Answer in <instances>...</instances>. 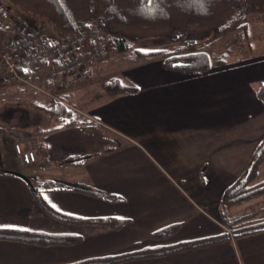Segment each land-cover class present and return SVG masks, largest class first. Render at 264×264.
<instances>
[{
	"label": "crops",
	"instance_id": "crops-1",
	"mask_svg": "<svg viewBox=\"0 0 264 264\" xmlns=\"http://www.w3.org/2000/svg\"><path fill=\"white\" fill-rule=\"evenodd\" d=\"M120 74L136 91H104L89 111H80L83 120L36 126L31 140L17 133L0 139V228L81 238L48 246L0 238V264H69L224 232L230 238L223 242L117 264H264V230L232 236L233 228L250 220L221 202L264 136V99L256 93L264 84V50L213 63L205 73L169 69L156 56L132 59ZM14 140L29 141L37 160L6 158L14 153ZM49 179L120 200L44 186ZM37 196L66 215L124 223L111 228L58 220ZM173 224H179L174 235L151 239Z\"/></svg>",
	"mask_w": 264,
	"mask_h": 264
},
{
	"label": "trees",
	"instance_id": "trees-1",
	"mask_svg": "<svg viewBox=\"0 0 264 264\" xmlns=\"http://www.w3.org/2000/svg\"><path fill=\"white\" fill-rule=\"evenodd\" d=\"M35 20L49 24L54 34L63 36L79 30H90L100 23L112 41L117 52L131 51L138 58L163 57L169 69L205 73L212 68L209 55L204 51L173 52L169 50H141L133 48L131 42L149 38H163L170 42L194 43L195 39L212 35L218 39L230 29L245 27L244 18L251 12H264V0H9ZM3 8L1 12H11ZM235 22V26L232 24ZM224 60H218L217 64ZM59 65V63L57 64ZM33 78V72H21ZM109 95L136 91L131 85L123 84L112 77L104 83ZM257 96L264 99V84L257 89ZM61 96V95H60ZM53 99L50 106L34 104L35 108L50 119H63L60 125L75 121L66 113L71 109L63 98ZM63 97V95H62ZM60 127V126H58ZM54 128H52L53 130ZM48 129L46 131H49ZM264 160V136L253 150L243 173L224 190L221 202L225 206L243 203L264 193V179L255 181L259 167ZM80 161V160H78ZM77 161V163H79ZM44 186L53 189H73L108 200H120L112 194H105L84 184L63 180H45ZM37 201L41 208L55 219L76 223H96L119 228L124 220L116 218L85 219L66 215L50 207L40 196ZM179 224L164 227L153 232L154 240H165L176 233ZM264 230L262 226H244L232 229V236L239 237ZM0 238L19 240L40 246L73 244L81 240L75 234L49 233L43 231L0 228ZM228 233L208 237L158 244L134 251L92 257L69 264H117L124 261L167 255L178 251L208 246L228 240Z\"/></svg>",
	"mask_w": 264,
	"mask_h": 264
},
{
	"label": "rangeland",
	"instance_id": "rangeland-1",
	"mask_svg": "<svg viewBox=\"0 0 264 264\" xmlns=\"http://www.w3.org/2000/svg\"><path fill=\"white\" fill-rule=\"evenodd\" d=\"M2 5L3 8L4 6L11 7V10L23 13L33 22L41 23L40 19H33L28 13L23 12L15 3L9 0H0V7ZM244 22L246 23L245 27L232 28L218 39H215L212 35H207L195 39L194 43L183 44V42H170L163 38H149L135 40L131 42V45L133 48L141 50L162 49L179 53L204 51L209 55L212 64H215L218 60L226 61L230 58L247 55L251 51L255 53L264 50V12L248 13L244 18ZM41 24L44 25L48 32L54 34L49 24ZM234 24L235 22L232 25L235 26L236 24ZM132 59L140 58L133 56L131 51L117 52L111 45L109 54L105 59L88 61L86 70L81 77L66 89H58L54 86L53 79H51L52 72L48 66L43 64L34 70L33 78H28L35 87L29 88L28 91L22 94L17 92L16 86L18 82L14 77L0 73V139L2 140L12 134L14 136L17 133L18 136L31 140L28 134L32 132V128L36 126L43 127L45 124L58 125L67 121L63 119H47V116L39 112L34 106V104L50 106V101L60 99V95L67 107L71 109L70 113H66L67 118L71 117L74 121L83 120L84 117L80 111H89L94 99H97V95L104 92V83L108 79L117 77L126 82L120 73L125 65L132 62ZM108 64L110 65L107 66ZM76 87H78V90L75 92ZM11 138L14 139V137ZM28 142H25V146H27L26 143ZM12 143L14 146L17 142L14 140ZM11 154H7L6 158L14 162L19 161L13 152ZM263 177L264 175L259 178V181ZM255 181L257 180L255 179ZM232 205L233 207L229 209L232 212L231 214L237 215V218L246 221L250 220L241 227L249 225L262 226L264 224V193L243 203Z\"/></svg>",
	"mask_w": 264,
	"mask_h": 264
},
{
	"label": "built area",
	"instance_id": "built-area-1",
	"mask_svg": "<svg viewBox=\"0 0 264 264\" xmlns=\"http://www.w3.org/2000/svg\"><path fill=\"white\" fill-rule=\"evenodd\" d=\"M1 11L0 7V73L17 80L18 93L35 87L19 70L34 72L45 64L52 72L54 86L66 89L81 77L88 61L105 59L109 54L112 41L100 24L59 36L19 11ZM13 150L23 164L37 160L34 147L17 142Z\"/></svg>",
	"mask_w": 264,
	"mask_h": 264
},
{
	"label": "snow or ice",
	"instance_id": "snow-or-ice-1",
	"mask_svg": "<svg viewBox=\"0 0 264 264\" xmlns=\"http://www.w3.org/2000/svg\"><path fill=\"white\" fill-rule=\"evenodd\" d=\"M53 207H55V205H53Z\"/></svg>",
	"mask_w": 264,
	"mask_h": 264
}]
</instances>
